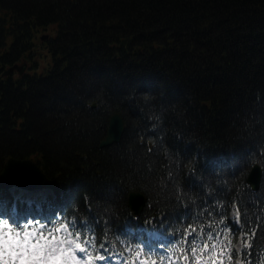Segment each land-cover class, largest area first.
<instances>
[{
    "label": "trees",
    "instance_id": "16d2710c",
    "mask_svg": "<svg viewBox=\"0 0 264 264\" xmlns=\"http://www.w3.org/2000/svg\"><path fill=\"white\" fill-rule=\"evenodd\" d=\"M24 60L32 73L9 72ZM116 113L123 137L101 147ZM9 159L48 177L54 232L71 220L132 261L136 191L138 224L164 216L187 256L234 263L242 235L245 264H264V0H0V177Z\"/></svg>",
    "mask_w": 264,
    "mask_h": 264
},
{
    "label": "snow or ice",
    "instance_id": "6c2138e0",
    "mask_svg": "<svg viewBox=\"0 0 264 264\" xmlns=\"http://www.w3.org/2000/svg\"><path fill=\"white\" fill-rule=\"evenodd\" d=\"M30 223L31 221L25 222ZM39 236L37 230L25 229L22 224L0 217V264H76L77 259L88 251L81 241H57L48 233L38 241ZM73 244L74 248L70 246ZM77 249L79 257L76 255ZM191 251L195 254L198 249ZM86 259L90 260L92 257L88 256ZM100 259L104 260L105 257L101 255Z\"/></svg>",
    "mask_w": 264,
    "mask_h": 264
},
{
    "label": "water",
    "instance_id": "95a60500",
    "mask_svg": "<svg viewBox=\"0 0 264 264\" xmlns=\"http://www.w3.org/2000/svg\"><path fill=\"white\" fill-rule=\"evenodd\" d=\"M125 132L123 118L116 114L109 122L107 137L102 142V147H107L120 142ZM262 170L259 166L253 168L248 183L255 190L260 189ZM49 186V179L43 170L31 160L9 159L4 166L0 178V188L8 190L16 187L24 190H40ZM145 195L139 192H131L129 196V207L134 216H139L147 204Z\"/></svg>",
    "mask_w": 264,
    "mask_h": 264
},
{
    "label": "rangeland",
    "instance_id": "374dc122",
    "mask_svg": "<svg viewBox=\"0 0 264 264\" xmlns=\"http://www.w3.org/2000/svg\"><path fill=\"white\" fill-rule=\"evenodd\" d=\"M44 52V51H43ZM48 60V59H47ZM21 63H17L16 65L17 66H20ZM41 65H44V62L41 61ZM8 162V161H7ZM6 162V163H7ZM50 190H42V191H38V192H29V191H20V192H16L11 190L10 191V194L9 195H12V196H15L16 199L22 197L23 195H25V199L27 198V202H28V205H32L33 202L36 200V199H42V200H46L47 197L50 195ZM7 201L5 200V203L3 205H7ZM2 204V203H0ZM17 213H15V211L12 213V214H9L8 210L6 209L3 214H0V217H6V218H9L10 221L12 222H15L17 224H22L24 228H26V225H24L25 223H23L21 220H18V216L16 215ZM157 231V228L155 229H152L151 231H149V233H147V238L149 239L150 242L152 241H155V240H161L163 239L162 237V234L156 232ZM74 248V246H73ZM79 253V250L77 249L76 250V254ZM84 254L87 255V252H85ZM84 259V258H83ZM79 260V259H78ZM85 262H83L82 264H89V262H91L92 260H88V259H85L84 260ZM105 261H102V263H104ZM107 263L108 264H111L109 262V260H107ZM76 264H80L79 263H76ZM105 264V263H104Z\"/></svg>",
    "mask_w": 264,
    "mask_h": 264
}]
</instances>
